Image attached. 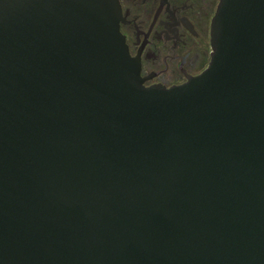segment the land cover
I'll return each instance as SVG.
<instances>
[{
    "label": "water",
    "instance_id": "1",
    "mask_svg": "<svg viewBox=\"0 0 264 264\" xmlns=\"http://www.w3.org/2000/svg\"><path fill=\"white\" fill-rule=\"evenodd\" d=\"M119 18L0 0V264H264V0H218L169 87Z\"/></svg>",
    "mask_w": 264,
    "mask_h": 264
},
{
    "label": "flooded vegetation",
    "instance_id": "2",
    "mask_svg": "<svg viewBox=\"0 0 264 264\" xmlns=\"http://www.w3.org/2000/svg\"><path fill=\"white\" fill-rule=\"evenodd\" d=\"M217 1L118 0V28L144 85H178L207 66Z\"/></svg>",
    "mask_w": 264,
    "mask_h": 264
}]
</instances>
